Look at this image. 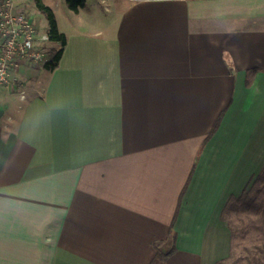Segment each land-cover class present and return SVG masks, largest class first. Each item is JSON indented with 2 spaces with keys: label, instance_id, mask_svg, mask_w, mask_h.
<instances>
[{
  "label": "crops",
  "instance_id": "obj_1",
  "mask_svg": "<svg viewBox=\"0 0 264 264\" xmlns=\"http://www.w3.org/2000/svg\"><path fill=\"white\" fill-rule=\"evenodd\" d=\"M42 1L67 41L25 100L0 88V264H227L264 170V0Z\"/></svg>",
  "mask_w": 264,
  "mask_h": 264
},
{
  "label": "built area",
  "instance_id": "obj_2",
  "mask_svg": "<svg viewBox=\"0 0 264 264\" xmlns=\"http://www.w3.org/2000/svg\"><path fill=\"white\" fill-rule=\"evenodd\" d=\"M63 44L41 31L33 16L19 0H0V88L18 84L20 98H27L23 83L16 77L21 67H45L52 51Z\"/></svg>",
  "mask_w": 264,
  "mask_h": 264
},
{
  "label": "rangeland",
  "instance_id": "obj_3",
  "mask_svg": "<svg viewBox=\"0 0 264 264\" xmlns=\"http://www.w3.org/2000/svg\"><path fill=\"white\" fill-rule=\"evenodd\" d=\"M22 0H20L21 2ZM36 4V0H28L26 2V9L33 16L36 24L40 27L41 31L49 29V20L44 11H42ZM102 8L103 5H101ZM23 70V67L20 68ZM18 84H13L9 88H18ZM10 89V90H11ZM260 188L259 202L264 200V179L258 183ZM226 221L230 224L234 240L232 255L227 261V264H264V260L260 263L254 261V258L260 256L257 253V245L263 242V210L254 208L250 210L236 211L232 210L225 214Z\"/></svg>",
  "mask_w": 264,
  "mask_h": 264
},
{
  "label": "trees",
  "instance_id": "obj_4",
  "mask_svg": "<svg viewBox=\"0 0 264 264\" xmlns=\"http://www.w3.org/2000/svg\"><path fill=\"white\" fill-rule=\"evenodd\" d=\"M37 6L46 13L48 20H49V30L52 34V38L54 40H57L63 44V47L59 50L52 51L51 53V61L47 63L46 67L53 69L57 66L62 54H63V48L66 45V35L63 32H60L58 28V22L56 19V15L53 11V9L46 4L43 3L42 0H36ZM68 6L78 11L81 7L85 6L86 0H67ZM218 124L216 125V128ZM264 179V170L252 177L247 187L243 190V192L240 195H232L230 199L228 200L224 212L227 214L228 212L232 210L236 211H243V210H250L254 208H259L260 210H263V220H262V229H263V242L261 245H257V253L260 256L257 258H254V261H257L258 263L261 262V260H264V200L260 203L259 202V193L260 188H258V183ZM170 248L168 251L164 252L160 248V243H156L157 246V258H166L169 256L174 250L175 245L172 243V241L169 242ZM225 263V261H222L221 264Z\"/></svg>",
  "mask_w": 264,
  "mask_h": 264
}]
</instances>
